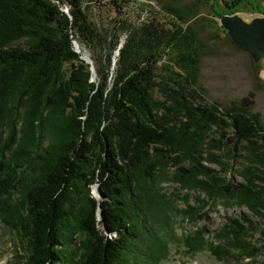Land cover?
I'll list each match as a JSON object with an SVG mask.
<instances>
[{"label": "trees", "instance_id": "1", "mask_svg": "<svg viewBox=\"0 0 264 264\" xmlns=\"http://www.w3.org/2000/svg\"><path fill=\"white\" fill-rule=\"evenodd\" d=\"M238 2L225 3L220 19L239 12ZM130 4L0 0V218L20 236L14 264H161L174 233L164 241L155 227H168L178 213L168 182L205 195L197 196L204 208H246L264 225L259 116L200 102L201 52L178 8H142L144 19L133 24L125 18ZM95 7L111 8L114 29L100 24ZM214 129L219 135L211 138ZM239 146L248 165L233 183L219 152L230 149L235 160ZM97 184L101 199L92 194ZM198 211L183 213L194 219ZM257 230L245 214L230 219L218 237L227 246L212 244V251L219 261L238 257L235 250L252 259ZM203 237L189 238V250L201 248Z\"/></svg>", "mask_w": 264, "mask_h": 264}, {"label": "rangeland", "instance_id": "2", "mask_svg": "<svg viewBox=\"0 0 264 264\" xmlns=\"http://www.w3.org/2000/svg\"><path fill=\"white\" fill-rule=\"evenodd\" d=\"M232 0H131L130 9L126 12L125 18L131 23L138 24L144 17H139L142 8L159 12L161 7L173 6L181 11L185 24L195 32L197 36V47L201 52L202 73L199 86L204 91L200 102H215L221 106L222 110H228L234 106L248 109L252 114L259 116L264 127V59L255 63L251 56L239 50L228 36L227 32L221 26L218 12H222L224 4ZM238 6L241 9L233 16H239L246 22H251L256 18H263L264 0H239ZM222 9H221V8ZM262 8V9H261ZM65 11L68 8H63ZM95 17L106 29L115 28V19L117 15L109 7H95ZM230 16V15H229ZM127 33H121L122 44L127 39ZM20 46H24L21 43ZM82 56H86L93 64L92 54L87 49L79 46ZM95 81V78H93ZM155 100H163V97L156 92ZM248 101V106L244 107V101ZM219 133L214 129L210 134L211 138L218 137ZM48 144V138L45 134L43 145ZM230 149L224 148L221 155H225L224 162L232 165V171L227 174V178L233 183L241 182L237 173L248 165L244 158L246 152L241 146L236 152L238 157L230 159ZM213 168L219 170L220 167L213 165ZM173 172L174 168H170ZM165 192L175 201V209L178 213L171 216V222L168 227L164 223V229L155 227V232L161 240L167 241L169 237L167 232L171 230L174 233L172 242L169 243V255L161 264H264V238L260 231L264 228L263 222L254 216L248 209L238 206L224 207L220 202L213 206L204 208L197 204V196L206 199L205 195L194 192L188 193L182 190L175 182L163 184ZM93 196L99 198L98 187H93ZM189 196L188 203L185 199ZM20 198L19 194L12 196L13 203ZM189 206L200 209L196 212L194 219L185 216L183 212L188 210ZM203 208V209H202ZM207 214L203 220L199 215ZM247 215L257 224L258 230L252 236V244L259 249L256 257L248 259L246 254H239L233 251L238 257H226L219 261L216 254L213 253L211 245L227 246V241L220 239L219 234L228 224L229 220H239L243 215ZM99 220L101 216L99 214ZM204 233V244L201 248L190 249L188 239L199 237ZM81 233L77 235V242L83 238ZM142 245H144L142 243ZM16 250H21L20 236L17 231L12 230L3 224L0 218V264H14L19 259L16 258ZM20 252V251H19ZM21 253V252H20ZM137 257V256H135Z\"/></svg>", "mask_w": 264, "mask_h": 264}, {"label": "water", "instance_id": "3", "mask_svg": "<svg viewBox=\"0 0 264 264\" xmlns=\"http://www.w3.org/2000/svg\"><path fill=\"white\" fill-rule=\"evenodd\" d=\"M220 23L239 50L249 54L255 63L264 59V17L256 18L248 23L239 16L225 15L221 17ZM75 48L80 53L79 44L76 42ZM81 59L91 65V61L86 56H81ZM92 71L94 72V69ZM93 75L95 78L94 73ZM243 106H248L247 100L244 101ZM95 186L98 187L99 198L97 199H101L99 184Z\"/></svg>", "mask_w": 264, "mask_h": 264}, {"label": "flooded vegetation", "instance_id": "4", "mask_svg": "<svg viewBox=\"0 0 264 264\" xmlns=\"http://www.w3.org/2000/svg\"><path fill=\"white\" fill-rule=\"evenodd\" d=\"M248 23H250V22H248Z\"/></svg>", "mask_w": 264, "mask_h": 264}]
</instances>
